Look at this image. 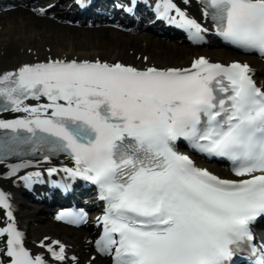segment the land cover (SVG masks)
Masks as SVG:
<instances>
[{"label": "snow or ice", "instance_id": "6c2138e0", "mask_svg": "<svg viewBox=\"0 0 264 264\" xmlns=\"http://www.w3.org/2000/svg\"><path fill=\"white\" fill-rule=\"evenodd\" d=\"M200 4L226 43L264 55V0ZM158 7L194 43L210 30L174 0H160ZM33 11L47 14L46 8ZM254 76L247 63L205 57L186 68L52 57L21 65L0 73V113L27 114L0 119V129L10 132L0 135V163L37 153L44 160L70 157L74 167L63 171L91 182L104 201L95 247L112 264H237L245 254L251 264H264V242L254 231L264 220V85ZM181 145L228 161L231 178L199 167ZM30 164L21 160L10 175ZM0 210V264H49L26 246L10 194L2 190ZM57 219L83 223L85 215L61 212ZM41 247L67 264L59 241Z\"/></svg>", "mask_w": 264, "mask_h": 264}, {"label": "bare ground", "instance_id": "6f19581e", "mask_svg": "<svg viewBox=\"0 0 264 264\" xmlns=\"http://www.w3.org/2000/svg\"><path fill=\"white\" fill-rule=\"evenodd\" d=\"M180 4V0H175ZM185 8L195 7L192 0L185 4ZM205 54L212 60H230L222 53L198 48H183L175 45H166L159 41L142 37H131L107 30H79L62 27L58 24L47 23L31 14L16 10L0 18V71L16 68L21 63H36L44 61L49 55L54 58L70 59H100L102 61H115L117 59L135 67H145L154 64L160 68L185 66L193 57ZM147 57V60L143 58ZM258 71H264V64L255 63ZM0 190L10 194V202L17 203L19 207V221L27 229L31 219H44V213L33 208H26L17 198V186L23 170L11 176V167L0 169ZM1 221V218H0ZM1 224V222H0ZM63 226L49 223L44 230V236L52 235L64 239L72 246L82 258L88 260L81 252L84 246L80 234H62ZM37 232V231H36ZM42 236V235H41ZM26 246L31 242L27 240ZM33 251L39 253L35 247ZM32 251V252H33ZM86 261V260H85ZM82 264H85L83 262ZM91 264H99L95 260Z\"/></svg>", "mask_w": 264, "mask_h": 264}, {"label": "rangeland", "instance_id": "374dc122", "mask_svg": "<svg viewBox=\"0 0 264 264\" xmlns=\"http://www.w3.org/2000/svg\"><path fill=\"white\" fill-rule=\"evenodd\" d=\"M46 225H47L46 221L43 222V224H38V223L29 224V232L34 236H39V234L44 233L43 229L46 227Z\"/></svg>", "mask_w": 264, "mask_h": 264}]
</instances>
